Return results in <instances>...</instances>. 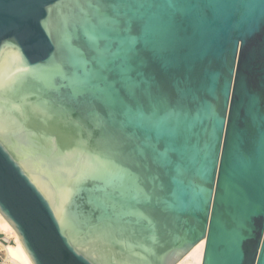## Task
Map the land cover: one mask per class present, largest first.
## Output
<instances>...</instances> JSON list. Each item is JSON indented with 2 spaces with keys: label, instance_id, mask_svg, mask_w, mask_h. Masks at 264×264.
Masks as SVG:
<instances>
[{
  "label": "water",
  "instance_id": "obj_1",
  "mask_svg": "<svg viewBox=\"0 0 264 264\" xmlns=\"http://www.w3.org/2000/svg\"><path fill=\"white\" fill-rule=\"evenodd\" d=\"M90 11L0 0V214L33 263L175 264L205 239L201 264H264V0H192L141 49L154 86L198 114L174 166L151 165L150 203L112 179L143 163L119 105L70 86Z\"/></svg>",
  "mask_w": 264,
  "mask_h": 264
},
{
  "label": "snow or ice",
  "instance_id": "obj_2",
  "mask_svg": "<svg viewBox=\"0 0 264 264\" xmlns=\"http://www.w3.org/2000/svg\"><path fill=\"white\" fill-rule=\"evenodd\" d=\"M90 13H85L82 27L87 34L90 56L76 51L70 86L77 95L91 94L109 105H119L121 125L130 130L131 153L143 163L140 171L120 168L114 180H131L137 196L145 202L157 201L164 190L159 175L151 165L169 169L173 155L185 142L184 131L194 117L179 102L173 104L143 71L141 49H152L158 41L164 17L162 13L182 11L192 0H86ZM214 8L224 0H200ZM118 148L124 145L117 142ZM177 176L181 170L177 167ZM151 185V190L145 187ZM15 255V253H12Z\"/></svg>",
  "mask_w": 264,
  "mask_h": 264
},
{
  "label": "bare ground",
  "instance_id": "obj_3",
  "mask_svg": "<svg viewBox=\"0 0 264 264\" xmlns=\"http://www.w3.org/2000/svg\"><path fill=\"white\" fill-rule=\"evenodd\" d=\"M0 232L6 234L8 238H14V244L5 245L6 256L9 259L17 264H34L23 247L18 233L2 214H0ZM204 245L205 239H201L175 264H201Z\"/></svg>",
  "mask_w": 264,
  "mask_h": 264
},
{
  "label": "built area",
  "instance_id": "obj_4",
  "mask_svg": "<svg viewBox=\"0 0 264 264\" xmlns=\"http://www.w3.org/2000/svg\"><path fill=\"white\" fill-rule=\"evenodd\" d=\"M11 238L0 236V264H17L6 256L5 245L9 244Z\"/></svg>",
  "mask_w": 264,
  "mask_h": 264
},
{
  "label": "rangeland",
  "instance_id": "obj_5",
  "mask_svg": "<svg viewBox=\"0 0 264 264\" xmlns=\"http://www.w3.org/2000/svg\"><path fill=\"white\" fill-rule=\"evenodd\" d=\"M0 236H1V237H3V236L6 237V234H3V233L0 232ZM6 238H8V237H6ZM9 238H11V241H10L9 244H14V238H13V237H9ZM7 245H8V244H7Z\"/></svg>",
  "mask_w": 264,
  "mask_h": 264
}]
</instances>
